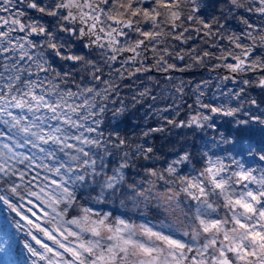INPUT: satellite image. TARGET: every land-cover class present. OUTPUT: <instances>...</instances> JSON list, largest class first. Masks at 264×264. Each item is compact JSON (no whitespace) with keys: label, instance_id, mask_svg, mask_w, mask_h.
Returning a JSON list of instances; mask_svg holds the SVG:
<instances>
[{"label":"snow or ice","instance_id":"obj_1","mask_svg":"<svg viewBox=\"0 0 264 264\" xmlns=\"http://www.w3.org/2000/svg\"><path fill=\"white\" fill-rule=\"evenodd\" d=\"M207 7L0 0V213L11 217L0 216V231L13 243L12 226L24 233L20 264H264V168L243 160L246 150L264 161L253 127L264 134V112L253 111L264 100L249 91H264V0ZM197 68L216 74V92L207 93L209 79L171 75ZM153 71L166 84L160 95L145 83L159 85ZM164 99L172 103L157 106ZM138 105L156 126L138 139L110 129L109 114ZM219 118H232L227 135ZM169 126L200 133L199 142L160 155L152 138ZM219 144L240 158L216 155ZM116 200L171 220L137 224L90 206ZM7 243L0 253L10 255Z\"/></svg>","mask_w":264,"mask_h":264},{"label":"trees","instance_id":"obj_2","mask_svg":"<svg viewBox=\"0 0 264 264\" xmlns=\"http://www.w3.org/2000/svg\"><path fill=\"white\" fill-rule=\"evenodd\" d=\"M207 2L209 4V7L207 8L209 10L211 9V11L213 12L214 9L211 7V5L215 3V0H207ZM233 22L237 23L236 21H233ZM236 27L239 28L238 25H236ZM203 71H204V68H197V69H194L193 71H190V73L196 76L197 74H200ZM160 85L161 84L159 83V86L157 87L158 93L160 91ZM158 93L157 95L160 94ZM185 99L188 101V103L193 102L191 94H188L187 96H185ZM262 100H263L262 97H260L259 102ZM168 103H171L169 99L158 100L157 106L164 107ZM181 107L183 108V111H181L178 119H185L187 108L186 106H183V105ZM145 111H146V107H141L138 105L136 109H132L125 117H122L120 119L119 125H116L115 127L110 128V129L118 131L122 135L138 139L142 129L146 127H150V126H156V120L154 118L149 119L147 121L144 120ZM225 119H231V118H223V121H225ZM218 127L220 131H223L225 134H227L228 128L230 127V125L223 122L222 124H219ZM185 132L189 133V138L186 140H185ZM192 134H193L192 131L189 129L172 128L171 126H169L168 129L164 133L155 134L152 140L155 143L158 153L162 156H166L168 159H171L172 157L175 156L177 151L182 150L183 147L191 145L193 143V140H196V137L193 138ZM255 140L264 141V135L261 136L259 132H257L255 135ZM254 147L256 148L257 151H259L261 145H254ZM197 166L199 167L200 165H197ZM107 204H104V206H107ZM0 216L8 217L7 211L0 213ZM8 218L9 220L11 219V217H8ZM0 224H1V229H5L7 227L2 223V221H0ZM10 232H11L12 237L16 239L15 240L16 242L11 244L12 251H13L11 260L15 262L17 259L21 260L22 253H26V251L23 250V241L26 239V237L23 232L17 231L14 226L10 228ZM1 235H4L3 231H1ZM4 240L9 241L10 238L8 236H5Z\"/></svg>","mask_w":264,"mask_h":264},{"label":"rangeland","instance_id":"obj_3","mask_svg":"<svg viewBox=\"0 0 264 264\" xmlns=\"http://www.w3.org/2000/svg\"><path fill=\"white\" fill-rule=\"evenodd\" d=\"M211 12H212L211 9L210 10L208 8L206 9V13L207 14H210ZM231 24H232L233 28H236L238 30V27H236V25H238L237 23L231 21ZM215 75H216L215 73L210 72L207 68H205L202 73L197 74L195 76V79L193 80V82L194 83L198 82L202 78L211 80L212 83L210 85H208L207 89H206L207 93L210 95V94L216 92V88H215L216 80L214 79ZM185 81H188V80H185ZM165 86H166L165 83H163L161 85V88H160V91H159L160 94H161V89L164 88ZM226 87H233V85L229 82L226 85ZM258 89L259 88H253V89H250L249 91H250L251 97L257 99V101L259 103V98L260 97H262V99L264 100V91H262L261 89H259V90ZM185 91L187 93L189 92L188 94H191L189 89L187 90V88H186ZM126 93L131 94L129 89H127V88L122 89V95H125ZM222 99L223 98H221V100ZM170 102L172 103L171 100H170ZM126 103H127V100H126ZM253 111H255L257 114H259L260 112H264V103H260L259 109H255V107H253ZM108 119L111 120L110 128H113L116 125H119V121H120L121 118L120 119H112L111 115L109 114ZM223 122H224L223 118H219L217 120V125L222 124ZM253 127H257V132H259L258 126H253ZM259 134L261 136L264 135V134H262L260 132H259ZM210 135H211V133H210ZM199 136H200V133H198V132L195 133V134H192L193 138L196 137L195 141H197V142H199ZM188 138H189V133L185 132V140L188 139ZM213 152L216 155L221 156V157H227V155L229 153H231L232 155L237 156V158H240V156L238 155V150L234 149L233 146H231V145L219 144L215 148H213ZM243 160L250 167L264 168V161H260L257 156H249V155H247V151L246 150L243 153ZM93 195H95V193H93ZM84 198L87 199V192L84 193ZM90 206H92V207H94V208H96V209H98V210H100L102 212H111L113 214V216H115V217H121V218H124V219H127V220H131V221H133V222H135L137 224L148 223V224H151V225H154V226L158 227V225L160 224L161 221H165L166 219L171 220V217L168 216V214L165 213L162 208L161 209L150 208L147 211L143 210V208L138 210V209L134 208L131 205V203H128V202L125 203V206H121L119 200H116L115 202H109L107 204V206L99 205V204H92ZM123 210L126 211V213H127L126 216L121 215ZM0 229H1V224H0ZM4 238H5V236L1 235V231H0V243L1 244L4 241ZM14 240H16V239L14 238ZM10 244H13L12 239H10L7 244H4L5 245L4 247H5L6 250L8 249ZM23 258H24V260H27V257L24 254H23ZM0 264H11L8 261V255H5L4 253H0Z\"/></svg>","mask_w":264,"mask_h":264},{"label":"flooded vegetation","instance_id":"obj_4","mask_svg":"<svg viewBox=\"0 0 264 264\" xmlns=\"http://www.w3.org/2000/svg\"><path fill=\"white\" fill-rule=\"evenodd\" d=\"M205 69V68H204ZM149 75H152L154 77H156L159 81H160V84L162 85L163 83H165L164 81V78H163V75L160 74V73H157L155 71L149 73ZM171 75L174 77V81L175 82H178L179 79H184V80H194L195 79V75H192L190 72H186V73H179V72H174V73H171ZM163 82V83H162ZM124 83H129V81H124ZM145 83H148L150 87L153 88V92L154 94H157L158 92V86L159 85H152L150 82L148 81H145ZM161 85H160V88H161ZM144 85L143 84H140L139 81H136L135 84H134V87L136 89H139V88H142ZM124 89V88H122ZM188 90V88H187ZM189 93V92H188ZM125 96H130V94L126 93Z\"/></svg>","mask_w":264,"mask_h":264}]
</instances>
